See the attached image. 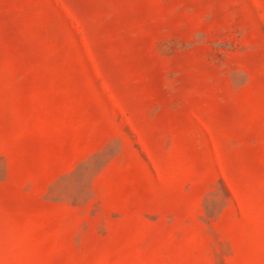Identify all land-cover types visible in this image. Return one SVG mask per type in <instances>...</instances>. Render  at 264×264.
Segmentation results:
<instances>
[{
    "label": "rangeland",
    "instance_id": "374dc122",
    "mask_svg": "<svg viewBox=\"0 0 264 264\" xmlns=\"http://www.w3.org/2000/svg\"><path fill=\"white\" fill-rule=\"evenodd\" d=\"M0 264H264V0H0Z\"/></svg>",
    "mask_w": 264,
    "mask_h": 264
}]
</instances>
